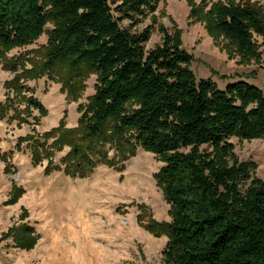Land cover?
I'll use <instances>...</instances> for the list:
<instances>
[{
    "label": "trees",
    "instance_id": "1",
    "mask_svg": "<svg viewBox=\"0 0 264 264\" xmlns=\"http://www.w3.org/2000/svg\"><path fill=\"white\" fill-rule=\"evenodd\" d=\"M111 1L118 4L114 9L107 0H0L1 68L17 72L18 63L5 60L2 52L27 46L51 23L45 61L23 71L24 78L55 77L61 93L73 97L59 68L75 77L83 69L98 76L90 106L74 128L61 120L40 138L19 139L30 142L32 165L46 161V175L62 170L70 178L87 176L97 164L115 167L131 158L136 147L127 135L132 133L136 144L163 164L156 181L170 207V222H155L144 205L138 207L137 222L152 235L168 238L164 264H264V181L238 162L228 142L264 139V90L241 81L222 91L210 80L196 83L188 68L194 58L182 49L178 32L172 36L159 26L160 45L146 50L153 26L140 34L121 28L124 20L134 27L146 13L154 14L159 0ZM188 1L192 23H202L214 41L218 36L232 41L241 57H256L252 35H264L259 6L245 0L204 13ZM19 81L5 82V90L23 94ZM23 100L45 116L39 101ZM130 105L136 108L127 112ZM10 110L0 104V120ZM15 113L18 126L26 123ZM107 144L116 150V159H108ZM65 147L69 152L63 167L54 165L55 153ZM15 148L20 151V144ZM0 160L9 173L7 158ZM23 193L13 185L5 205L16 203ZM27 218L22 209L20 224L2 234L0 243L12 239L15 249L31 250L38 236L24 223ZM144 218L149 220L142 225Z\"/></svg>",
    "mask_w": 264,
    "mask_h": 264
},
{
    "label": "rangeland",
    "instance_id": "2",
    "mask_svg": "<svg viewBox=\"0 0 264 264\" xmlns=\"http://www.w3.org/2000/svg\"><path fill=\"white\" fill-rule=\"evenodd\" d=\"M107 1L112 9L118 5ZM243 1L191 0L197 11L201 8L204 13L218 4L238 5ZM248 1L264 13V0ZM192 9L188 0H159L156 12L146 13L136 26L131 27L130 20L120 25L135 34L153 26L146 50L160 45L159 26L172 36L178 32L182 49L194 58L188 68L196 83L210 80L222 91L227 85L241 81L264 90V35H252L255 58L241 57L232 41L222 36L214 41L202 23H192L189 17ZM52 28L48 23L42 35L27 46L2 52L5 60L18 63V69L14 73L0 67V104L11 108L7 117L0 120V157L7 158L9 168V173H5V164L0 160V237L20 224L21 210L25 209L28 218L24 223L35 230L38 240L29 251L15 249L12 239L2 241L0 264H164L162 251L168 238L152 235L137 222L141 205L147 207L155 222H170V207L156 181L163 164L153 153L139 147L130 137L132 133L127 135L129 144L136 147L131 158L115 167L97 164L87 176L71 178L62 170L46 175V161L42 166H33L30 142H19L29 136L40 138L61 120L67 128H74L96 92L98 76L87 69L76 77L66 68L58 69L60 74L64 70L63 80L77 97H68L66 91L61 93L62 85L47 74L37 79L24 78L23 71L39 67L45 61L43 53ZM15 77L20 79L23 94L4 88V83ZM28 97L43 105L44 117L26 106L23 99ZM135 108L130 105L126 111ZM15 111L26 123L18 126L19 121L13 119L18 116ZM228 142L233 145L238 162L246 163L252 176L264 181V139L231 138ZM18 143L20 151L15 148ZM51 143L48 141V145ZM105 146L108 159H116L114 147ZM68 152L65 147L55 153L54 165L63 167L62 159ZM249 184L250 180L240 191H245ZM13 185L24 193L16 203L5 205ZM148 220L144 218L142 225Z\"/></svg>",
    "mask_w": 264,
    "mask_h": 264
}]
</instances>
